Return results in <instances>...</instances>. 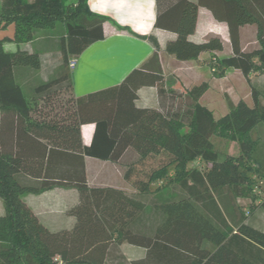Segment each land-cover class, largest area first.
Returning a JSON list of instances; mask_svg holds the SVG:
<instances>
[{
  "label": "trees",
  "instance_id": "trees-1",
  "mask_svg": "<svg viewBox=\"0 0 264 264\" xmlns=\"http://www.w3.org/2000/svg\"><path fill=\"white\" fill-rule=\"evenodd\" d=\"M200 8L227 24L229 41L213 32L199 43L190 40ZM106 20L91 12L88 0L1 1L0 29L13 25L14 32L0 39V264H111L115 256L124 264H264V231L247 222L264 209V197L247 194L257 177L264 179L250 139L264 122L258 93L217 119L201 101L207 81L183 87L144 65L117 87L76 98L71 59L104 39ZM59 24L64 67L36 82L31 71L41 67L39 53L6 51L4 44L32 42ZM155 27L177 35L165 51L179 61L209 55L211 69H234L248 81L264 73V0H157ZM247 29L252 42L244 40ZM143 86L158 88V109L136 107ZM89 123L96 131L85 146L81 127ZM222 133L239 142V156L220 159L212 138ZM87 158L116 163L136 194L91 183ZM196 161L200 167L188 168ZM167 178L169 190L152 195L151 185ZM223 187L249 201L237 207L235 224L215 194ZM56 188L77 190L79 201L67 211L74 226L54 232L22 197ZM146 195L153 197L149 203ZM123 242L145 255L127 262Z\"/></svg>",
  "mask_w": 264,
  "mask_h": 264
},
{
  "label": "crops",
  "instance_id": "crops-1",
  "mask_svg": "<svg viewBox=\"0 0 264 264\" xmlns=\"http://www.w3.org/2000/svg\"><path fill=\"white\" fill-rule=\"evenodd\" d=\"M88 5L93 14L107 19L104 24L105 37L88 47L80 56L71 59L77 61L74 69L69 65L76 98L117 87L129 74L144 65H149L152 71L161 69L164 77L173 76V83L179 79L183 87L200 82L203 78V65L199 64L201 59L183 62L165 51L168 42L175 40L177 35L155 27L157 0H88ZM210 32L221 35L226 41L230 40L227 24L217 21L210 10L200 8L196 30L189 38L199 43ZM64 35V26H57L54 29L39 31L32 42L21 45L7 42L4 47L10 52L20 49L39 53L41 67L31 72L36 82L44 83L64 67ZM150 37L157 40L158 50L150 41ZM38 41L41 42L39 45ZM49 54L55 60L46 64L45 60ZM180 87V84H176V88ZM135 105L138 108L158 109V88H140ZM95 131L96 125L93 123L82 125L81 133L85 146L92 144ZM86 164L91 183L132 190L116 163L87 158ZM22 198L49 230L56 232L74 226L76 220L69 216L67 211L72 205L70 203L76 204L79 201L77 190L56 188L42 194L26 193ZM0 202H3L1 198ZM4 213L5 207L0 215ZM64 219L67 220L66 223Z\"/></svg>",
  "mask_w": 264,
  "mask_h": 264
},
{
  "label": "rangeland",
  "instance_id": "rangeland-1",
  "mask_svg": "<svg viewBox=\"0 0 264 264\" xmlns=\"http://www.w3.org/2000/svg\"><path fill=\"white\" fill-rule=\"evenodd\" d=\"M66 5H74L77 0H63ZM1 4V0H0ZM59 24L58 27H62ZM14 32V26H9L6 30L0 29V39L5 36H12ZM206 30L204 29V34ZM245 42H252L254 40V33L251 29H247L244 32ZM230 39V37H229ZM152 41V40H151ZM41 42H37L39 45ZM158 43V42H157ZM153 44V43H152ZM154 45V44H153ZM159 45L157 47V50ZM45 59V58H44ZM211 56L206 55L199 61V64L203 65L201 81H207L209 83V88L203 94L201 101L202 103L210 109L215 118L219 119L226 115L231 108L237 104L241 99L251 101L253 97V92H257L259 99L262 104H264V73L259 71L251 77L248 81L243 75L234 69H226L223 74L219 71H215L210 67ZM55 59L49 54L48 58L45 60L46 64L53 62ZM71 67V64H70ZM72 69V68H71ZM200 81V82H201ZM250 139L255 142V149L252 153V160L260 166L261 175L264 174V122H261L257 127L251 132ZM212 142L215 149L220 153V159L223 160L226 157H237L240 155V144L238 141L233 140L228 134L222 133L221 135H216L212 138ZM200 162H192L188 165V168L200 167ZM171 174L173 171L171 170ZM171 177V176H170ZM254 191L247 193L248 195H261L264 197V179L257 177L254 181ZM258 186V187H257ZM170 188V179H161L156 181L151 185L152 195L160 189L164 192L168 191ZM132 192V190H129ZM135 195L136 193H130ZM215 194L227 214L228 218L235 224L233 218H238L239 214L236 211L238 206H246L249 202L247 198L236 199L233 197L231 189L229 187L219 188L215 191ZM152 196L146 195L142 196L144 202H150ZM72 202V201H71ZM4 202H0V212H2L5 205ZM71 207L74 203H70ZM3 205V206H2ZM66 217V216H65ZM67 218V217H66ZM65 223L67 222L66 219ZM247 222L261 230L264 231V209H258L253 215L248 218ZM121 253L124 255L127 262H131L135 259L142 258L145 255V250L143 248L133 246L127 242L121 243L119 246ZM116 259L111 264H124L123 260Z\"/></svg>",
  "mask_w": 264,
  "mask_h": 264
},
{
  "label": "built area",
  "instance_id": "built-area-1",
  "mask_svg": "<svg viewBox=\"0 0 264 264\" xmlns=\"http://www.w3.org/2000/svg\"><path fill=\"white\" fill-rule=\"evenodd\" d=\"M70 64H71V68L74 69L76 67V65H77V61L76 60H72L70 62Z\"/></svg>",
  "mask_w": 264,
  "mask_h": 264
}]
</instances>
